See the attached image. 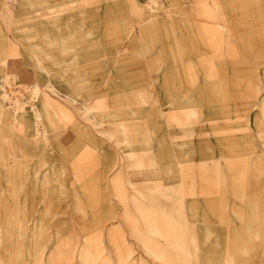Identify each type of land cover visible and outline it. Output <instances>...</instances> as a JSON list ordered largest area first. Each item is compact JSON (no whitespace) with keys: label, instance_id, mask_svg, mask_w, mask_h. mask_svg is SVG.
Here are the masks:
<instances>
[{"label":"rangeland","instance_id":"374dc122","mask_svg":"<svg viewBox=\"0 0 264 264\" xmlns=\"http://www.w3.org/2000/svg\"><path fill=\"white\" fill-rule=\"evenodd\" d=\"M114 23L131 30L109 37ZM0 59V264H83L84 249L89 264H157L134 227L162 239L185 225L176 200L194 198L189 264L259 263L247 234L264 233V0H0ZM123 160L137 200L114 192Z\"/></svg>","mask_w":264,"mask_h":264},{"label":"bare ground","instance_id":"6f19581e","mask_svg":"<svg viewBox=\"0 0 264 264\" xmlns=\"http://www.w3.org/2000/svg\"><path fill=\"white\" fill-rule=\"evenodd\" d=\"M189 1H191V0H189ZM195 2V1H194ZM197 2H199V1H197ZM204 2V1H203ZM193 3V2H192ZM71 21V20H70ZM149 22V21H148ZM142 24V23H141ZM99 26V25H98ZM131 26L132 25H129V24H125V25H121L120 27H119V25H117L116 23H114V24H111V25H108L106 28H105V33H106V35L107 36H109V37H111L113 34H116V33H121L122 31H127V30H131L130 28H131ZM139 26V25H138ZM156 25L155 24H153L152 26L151 25H149L148 23H146L144 26H143V34L142 35H149V33L151 32V31H149V30H146V31H144L145 29H147V28H149V27H152V31H154V27H155ZM25 27V26H24ZM33 27V26H32ZM32 27H31V29H32ZM38 27V26H37ZM35 28V27H34ZM60 28V27H59ZM58 28V29H59ZM111 28V29H110ZM137 28V27H136ZM24 29V28H23ZM26 29V28H25ZM30 29V30H31ZM37 29V28H36ZM127 29V30H126ZM134 29V28H133ZM44 30V29H43ZM137 30V29H136ZM29 31V30H28ZM82 31V30H81ZM25 33H26V31H25ZM137 34H138V32H136ZM72 34V33H71ZM64 36V35H63ZM129 36V35H128ZM137 37H139V35L137 36ZM48 38V37H47ZM53 38V37H52ZM68 39H71V37L69 36L68 37ZM128 39H129V37H128ZM53 41H56V40H54V38H53V40H50V42H53ZM68 42L67 43H69V41L70 40H67ZM65 42V41H64ZM132 42V41H131ZM131 42H130V44H131ZM67 43H59V48H61V50L63 51V50H65L66 49V44ZM75 44V43H74ZM127 44V43H126ZM133 44V43H132ZM45 45V44H44ZM44 45H42V46H44ZM53 45H54V43H53ZM69 45V44H68ZM121 46H123V45H121ZM128 46V45H127ZM42 50H38V51H34V54L35 55H37V56H44L45 58H48V57H50V58H53L52 56H48L49 54H48V52L46 51L47 49H45V48H42V47H40ZM4 52H6V49L5 50H3ZM121 51V50H120ZM4 54V53H3ZM9 54V53H8ZM3 58H4V55L2 56ZM125 59V58H124ZM1 60V59H0ZM57 63V62H56ZM5 64V63H4ZM5 65H7V64H5ZM209 67V66H208ZM213 69V68H212ZM61 71V70H60ZM63 71V70H62ZM207 72H210V70L209 71H207ZM50 75V74H49ZM55 76V75H54ZM66 76V75H65ZM49 77V76H48ZM64 77V76H63ZM55 79V78H54ZM82 79H83V77H82ZM107 79V78H106ZM51 80V79H50ZM68 80V79H67ZM65 81V80H64ZM85 81V80H84ZM107 81V80H106ZM61 82V81H60ZM72 82V81H71ZM80 82V81H79ZM87 83H89V82H87ZM82 84H83V82H82ZM113 85V84H112ZM78 86V85H77ZM143 87V86H142ZM102 88V87H101ZM114 88V87H113ZM100 91V90H99ZM98 91V92H99ZM106 91V90H105ZM63 92V91H62ZM97 94V93H96ZM50 95V94H49ZM64 95L66 96V98H69V99H71V100H73L74 102H75V100L76 99H74L73 98V96L71 95V94H69V93H64ZM98 95V94H97ZM52 96V95H51ZM94 97V96H93ZM92 97V98H93ZM97 97V96H96ZM60 101V100H59ZM81 101V100H80ZM44 107L45 108H47L48 110L50 109V108H52V109H55L56 107H57V109H60V110H64V111H66V110H68V108H66V107H64V105H62V104H60V103H58V102H54V100H50L49 98H47L44 102ZM42 104V103H41ZM80 104V103H79ZM43 107V106H42ZM42 107H41V109H42ZM80 108V107H79ZM47 109H45V110H47ZM47 110V111H48ZM35 111V110H34ZM70 111V110H69ZM89 111V110H88ZM43 112V111H42ZM94 112V111H93ZM135 112V111H134ZM25 115V114H24ZM36 120L37 121H39L40 120V118L42 117V113H41V111H40V113H39V111H37L36 110ZM47 115V114H46ZM74 116H76V115H74ZM78 118H79V116H78ZM102 118V117H101ZM1 119V118H0ZM72 119H73V116H72ZM51 120V119H50ZM10 122V121H9ZM8 122V123H9ZM78 122V121H77ZM7 123V122H6ZM49 123H51V122H49ZM74 123V122H73ZM25 124V123H24ZM24 124H23V126H24ZM16 125V124H15ZM20 125V124H19ZM118 125V124H117ZM12 126V125H11ZM21 126V125H20ZM122 126V125H121ZM10 127V126H9ZM35 127H36V125H35ZM25 128V127H24ZM122 128H123V126H122ZM13 130H15V129H13ZM36 130V129H35ZM153 130V129H152ZM151 130V131H152ZM190 130V129H189ZM10 131V130H9ZM16 132V131H15ZM26 132V131H25ZM38 132H36L35 131V134H37ZM47 133V132H46ZM154 134V133H153ZM11 137V136H10ZM142 138V137H141ZM37 139V138H36ZM46 139V138H45ZM35 140V139H34ZM14 141V140H13ZM16 141V140H15ZM47 142V141H46ZM173 142V141H172ZM104 144V143H103ZM122 145H124L123 143H121ZM141 144V143H140ZM126 145V144H125ZM129 145V144H128ZM132 146V145H131ZM128 147V146H127ZM130 147V146H129ZM99 148V147H98ZM101 148V147H100ZM131 149V148H130ZM124 150V149H123ZM182 150V149H181ZM189 150V149H188ZM69 152V151H68ZM126 156L125 157H127V158H133L134 156H135V153H134V151H133V147H132V152H130V151H128V150H126ZM122 154V153H121ZM63 155H64V152H63ZM174 155V154H173ZM76 156V155H75ZM122 156H123V154H122ZM220 156V155H219ZM65 157V156H64ZM221 157V156H220ZM223 157V156H222ZM225 157V156H224ZM68 159V158H67ZM66 158H65V160H67ZM147 159V160H146ZM176 159V158H175ZM215 159H217V158H215ZM53 160V159H52ZM208 160V159H207ZM69 161V160H68ZM144 162H147L148 164H150V165H146V164H144ZM178 162H180V161H177V166H178ZM185 162H187V161H185ZM219 163L220 162H217V166L219 165ZM70 164V163H69ZM115 164H117V162L115 161V162H113V165L111 166L112 168H113V166L115 165ZM137 167L135 168V169H132L131 171H128L130 174H134L133 176H135V174H147L148 175V173H149V171L150 170H152V167H151V165H153L154 164V160H153V158L152 157H149V158H139L138 159V161H137ZM175 164H176V162H175ZM224 164H229L228 166L229 167H232V169H233V171L235 172V173H237L238 175H239V177L240 178H242V176H244L245 175V173H247L248 172V170H249V168L247 169V164L246 163H244V164H239V163H234V162H230V161H228L227 163H224ZM124 165H126V164H124V160L123 161H121L120 162V167H119V169L118 170H116V169H114L113 170V178H112V182H115L114 184H113V187H114V192H115V194H116V196H118L119 197V199H121L122 201H124V199L126 198V193L127 192H129V190H127L126 188H125V186L120 182V180H121V178L122 177H124L125 175L128 177V178H130V174L128 173V172H126V170H124V168H125V166ZM144 165H146L145 167H146V169H144ZM239 167V168H238ZM83 168V167H82ZM95 169V168H94ZM99 169V168H98ZM229 169V168H228ZM264 169V168H263ZM224 170V169H223ZM222 170V171H223ZM101 172V171H100ZM98 173V172H97ZM97 173H96V176H97ZM224 173V172H223ZM222 173V174H223ZM231 173V172H230ZM55 174V173H54ZM73 174V173H72ZM91 176H92V174H91ZM90 176V177H91ZM95 176V175H94ZM89 177V178H90ZM93 177V176H92ZM101 177V176H100ZM98 178V177H97ZM134 178H136V176L134 177ZM223 178V177H222ZM93 179V178H92ZM78 180V179H77ZM107 180V179H106ZM183 180H186V179H183ZM226 180H227V178H226ZM231 180V179H230ZM229 180V181H230ZM123 181H125V179L123 180ZM122 181V182H123ZM130 181L132 182V180L130 179ZM86 182V181H85ZM90 182V181H89ZM111 182V183H112ZM242 182V181H241ZM100 183V182H99ZM227 183V182H226ZM81 184V183H80ZM132 184H133V182H132ZM171 183H168L166 186H165V188L164 189H166V190H164V191H167L169 194H172L173 195V187H172V185H170ZM184 185H182V190L184 191H194V189L196 188L195 187V184H193V183H190L189 184V186L188 185H186L185 186V183H183ZM241 185H240V187L242 188L241 190H244V189H246V185L245 184H242V183H240ZM263 184V183H262ZM88 186H89V184H88ZM100 186V185H99ZM153 186H154V184L152 183L151 184V186H148L149 188H153ZM156 187H159V189H160V186H159V184L157 183V185H155ZM82 188V187H81ZM101 188V187H100ZM99 188V189H100ZM101 190V189H100ZM263 190V189H262ZM97 191H98V189H97ZM137 193V194H140V195H145L144 194V192H143V189L139 186V185H137L136 186V188H135V190H132V192H129L130 194H128L130 197H134V199L135 200H137L138 198H136L135 196H134V194H135V192ZM245 191V190H244ZM100 192V191H99ZM245 192H242V193H240L239 194V196L240 197H243L245 194H244ZM12 194H14V193H12ZM188 193H183L182 194V196L184 197V196H186ZM259 194V193H258ZM31 196V195H30ZM99 196H97V198H98ZM197 197V196H196ZM186 198V197H185ZM221 200V199H220ZM43 201V200H42ZM222 201V200H221ZM196 201H195V198L194 199H190V200H188L187 201V199H182V201H179V200H176V202H175V206H176V213H178L179 215H180V217L179 218H181V220H184L185 221V225H183V226H180L181 224H175V222L177 221V220H175L174 219V223H173V225L171 226V229H170V231H169V233L168 234H166V235H162V239H150V238H146L145 236L144 237H141L142 236V232H140L141 231V229L139 228V227H134L135 228V231H136V233H137V235L140 237V240H141V242H142V245L144 244V249L146 250V252L148 253V254H151V255H153L154 256V258L156 259V262H157V264H189V262L190 261H192V259L193 260H195L196 258H195V254H196V250H198L199 248H198V240H199V234L197 233V231L199 230V226L197 225V224H194L193 225V221H192V218L190 217L189 218V215H190V212L191 211H193L194 210V208H193V205H194V203H195ZM139 203V202H138ZM217 203H218V201H217ZM226 203V202H225ZM255 202H253V204H247V205H250L251 207H255L256 206V204H254ZM153 204H154V202H153ZM220 204V203H219ZM244 204V203H243ZM94 205H96L95 203H94ZM225 205V204H224ZM220 206V205H219ZM239 206V205H238ZM43 207V206H42ZM145 208H148L149 206H144ZM239 209V208H238ZM46 210V209H45ZM221 210V209H220ZM236 210V209H235ZM47 212V211H46ZM226 212V211H225ZM236 212V211H235ZM240 213L242 214L243 213V211L242 210H240ZM240 213H238V214H240ZM197 215V214H196ZM195 215H193V217H194ZM221 217V216H220ZM223 217V216H222ZM228 218H231V217H228ZM152 222H155L156 220H157V218H155L154 216H152L151 218H149ZM191 219V220H190ZM205 220V219H204ZM203 220V221H204ZM41 221H43V220H40V222ZM188 221H190V222H188ZM192 221V222H191ZM198 222V221H197ZM13 224V223H12ZM92 226V225H91ZM207 226V225H206ZM42 227V226H41ZM209 227V226H208ZM94 228V227H93ZM201 228V227H200ZM14 229H15V227H14ZM137 229V230H136ZM220 230V229H219ZM129 231V230H128ZM254 231V232H253ZM248 232H251V231H248ZM253 232V233H252ZM252 232L251 233H249V234H247V235H250L251 236V238L253 237V235L254 236H256L259 240H256V241H254L255 242V245H257L258 246V251H259V254H258V257H259V260L257 259V262H259V263H257V264H262V263H264V233L262 234V232H260V230L259 231H256V229L255 228H253L252 229ZM209 233V232H208ZM222 233H224V232H222ZM212 236V235H211ZM34 237H35V234H34ZM215 238V237H214ZM146 241H148V242H146ZM60 243V242H59ZM203 243V242H202ZM58 246H59V244H58ZM61 246V245H60ZM73 247V246H72ZM63 248V247H62ZM69 248V247H68ZM60 249V248H59ZM69 249H71V248H69ZM67 250V249H66ZM72 250H73V248H72ZM71 250V251H72ZM76 250V249H75ZM42 251V248H37V251L35 252V251H32L31 253H32V255H35V258L37 257V253H39L40 254V252ZM61 251V250H60ZM59 251V252H60ZM65 251V250H64ZM73 252H74V250H73ZM72 253V252H71ZM37 254V255H36ZM60 255H61V253H60ZM87 253H86V250L84 249V251L83 252H81L80 254H79V257H80V261L83 263V264H89L88 262H89V259L87 258ZM69 257V256H68ZM66 259V258H65ZM91 259V258H90ZM186 260V261H185ZM58 264H63L64 262H62V258H58ZM63 261H64V257H63ZM72 261V260H71ZM69 262V261H68ZM233 263H234V261H233ZM70 264V263H69ZM192 264V263H191ZM229 264H231V263H229Z\"/></svg>","mask_w":264,"mask_h":264}]
</instances>
